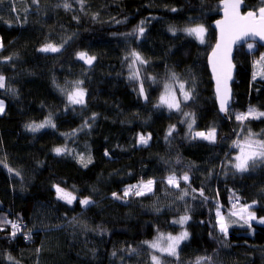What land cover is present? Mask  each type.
<instances>
[{
    "label": "trees",
    "instance_id": "1",
    "mask_svg": "<svg viewBox=\"0 0 264 264\" xmlns=\"http://www.w3.org/2000/svg\"><path fill=\"white\" fill-rule=\"evenodd\" d=\"M223 1L0 0V264H153V256L161 264H264V226L231 215L250 206L264 217V162L247 172L227 165L237 144L264 141V116H256L264 80L252 77L264 48L236 50L232 105L221 116L207 56ZM261 6L244 0V11ZM196 25L208 32L205 44L182 31ZM47 44L59 51H40ZM81 52L95 57L90 65ZM133 52L154 81L128 78ZM164 80L183 83L190 100L159 106ZM77 89L81 105L68 98ZM213 129L215 142L193 135ZM149 180L151 191L124 195ZM57 187L76 199H58ZM184 216L189 237L177 256L149 247L158 234H178L184 227L174 221Z\"/></svg>",
    "mask_w": 264,
    "mask_h": 264
},
{
    "label": "snow or ice",
    "instance_id": "2",
    "mask_svg": "<svg viewBox=\"0 0 264 264\" xmlns=\"http://www.w3.org/2000/svg\"><path fill=\"white\" fill-rule=\"evenodd\" d=\"M35 2V0H33ZM262 4H264V0H262ZM240 5L241 0H225V19L224 21H218L217 22V28L220 30V35L218 42L216 44L215 49L213 50L212 57L210 58L209 62L212 65V71L214 74V78L216 80V94L217 99L220 103V111L225 112L227 111V104L229 99V93L230 89L228 87V81L231 79V61L229 59L230 52H231V46L238 40H242L245 37H259L261 41H264V6L259 7L258 9V17L257 13L255 11H250L246 15H241L240 12ZM65 8H68L69 5L65 3ZM175 10V9H174ZM143 23V21H141ZM139 33L142 35L144 32V29L140 27L138 29ZM173 33L175 34V29H171ZM184 31L189 36H195L196 39L200 41V43L205 42V28L202 25H198L196 27H190L187 29H184ZM254 45L252 43L248 44V49L251 51L253 49ZM42 52H57L59 51V48L53 46L52 44H47L43 48L40 49ZM132 56L134 57L133 63L136 61H139V63L144 64L146 61L136 52L132 53ZM78 58L81 60H84L85 63L91 64L92 61L95 59V57H89L86 53L81 52L78 53ZM262 60H264V57H261ZM139 74H134L130 77V79H138ZM173 79H175V75H173ZM0 87H4V77L0 76ZM181 89V93L183 94L185 100L190 98V93L184 90V85H179ZM140 94L144 95V88L141 86L140 88ZM83 90L76 91L74 93L69 94V100L72 103H83ZM162 103H166L167 106L171 108H179V102L175 99V97L169 98V86L165 85V95L161 96ZM3 110V103L0 102V111ZM255 113V109L250 108L248 113L246 115H240L237 116L238 120H244L247 118V116L252 115ZM186 116H188V113H185ZM257 117L264 116V112L256 113ZM47 123H51L48 121ZM30 131H36L37 128L45 127L44 124L37 125V126H27ZM191 128V125H189ZM198 135L202 136L204 139L209 140L210 142H215V129L211 130L207 134L205 133H199ZM139 142L142 144L147 143V139L143 136L140 137ZM239 146V145H238ZM240 147V155L235 157L236 163L233 164V167L238 172H247L249 170V162L255 161L257 159H260L262 162H264V141H255V142H249L245 146H239ZM64 151V149L56 148L55 152L59 155ZM107 155V153H105ZM11 171V169H9ZM184 181H188V176L184 175L182 177ZM169 185L178 187L177 178L175 176H169L168 181ZM153 184L152 180L147 181V183L141 182L140 185H133L132 188L125 189L124 195L127 196L129 193L133 192V189H135L136 195H143L145 194V190L151 191V186ZM57 198L65 200L68 204H71L73 200L76 199L75 196H73L71 193L64 191L62 188L57 187ZM115 198L119 199V196H116V194H113ZM184 195H187L185 192ZM183 198V197H181ZM91 203L89 199H83L80 200V204L82 206H87ZM242 212L247 213V219L248 220H254L257 219V217L250 211V206L244 207L241 209ZM232 215H236V213H232ZM218 224L220 227V231L227 235V223L224 221L223 217H220L219 211L217 212ZM188 219L187 216L181 217L179 223L183 224ZM260 223H264V218H260ZM19 225L13 224L12 228L14 231L12 232V235H16V230L19 229ZM188 238L187 232H182L178 236H168L167 240V246L162 247L158 243L153 242L149 244V247L161 252L162 254H167L169 256H177V249L179 247V244L181 241L186 240ZM162 239V237H161ZM115 254V253H114ZM11 259V257H9ZM153 264H161V261L159 257L153 256L152 257ZM197 264H200V260H197Z\"/></svg>",
    "mask_w": 264,
    "mask_h": 264
},
{
    "label": "rangeland",
    "instance_id": "3",
    "mask_svg": "<svg viewBox=\"0 0 264 264\" xmlns=\"http://www.w3.org/2000/svg\"><path fill=\"white\" fill-rule=\"evenodd\" d=\"M196 26H198V25H196ZM196 26H190V27H196ZM140 27H143V24H140V26L138 27V29L140 28ZM190 27H187V28H190ZM187 28H184V29H187ZM205 28V27H204ZM138 29H137V34L138 35H140V33H139V31H138ZM184 29L182 30L184 33H186L185 31H184ZM206 30V29H205ZM187 34V33H186ZM207 34H208V32H207V30L205 31V42L204 43H200V41L198 40V39H196L195 38V36H191V37H193L198 43H200V44H205L206 43V36H207ZM188 35V34H187ZM44 53H52V52H44ZM262 57H264V55L262 56ZM133 61H134V57L131 55L129 58H128V60H127V65H126V74H127V76H128V78L130 79V77L131 76H133L134 74H139V78L138 79H130L132 82H136V83H142L143 81H148V82H152V81H154L155 80V78H153L152 76H147L145 73H144V67H145V64H141V63H139V61H136L135 63H133ZM260 62H257L256 64H255V66H254V70L252 71V77L253 78H255V79H257V78H261L262 80H264V60H262V59H260L259 60ZM83 62H84V60H83ZM160 84V90H161V92H160V96H159V98H158V104H159V106H161V107H165V108H167V109H169V110H177V108H169L168 106H167V104L166 103H162V101H161V96L162 95H165V85H168L169 86V98H171V97H175V99L179 102V107H180V105H181V103L182 102H187V101H189L190 100V98H191V93H190V91L189 90H187L186 89V86L183 84V83H180L179 81H177V80H175V81H167V80H164L163 82H161V83H159ZM180 84H183L184 85V90L185 91H187V92H189L190 93V98L189 99H187V100H185V98H184V96H183V94L181 93V89H180V87H179V85ZM79 90H81V89H77V90H75V91H73V93L74 92H76V91H79ZM0 102H2L3 103V110L2 111H0V113H2L4 110H5V104H4V102L0 99ZM71 102V101H70ZM83 102H84V95H83ZM71 104H73V105H81V104H83V103H72L71 102ZM193 125V124H192ZM199 133H205V132H203V131H197V132H194L193 133V135L196 137H202V136H200V135H198ZM205 134H207V133H205ZM239 144H237L236 146H235V149H236V152H235V154L234 155H232L231 157H230V160L226 163L227 165H229V166H231V167H233V164H235L236 163V160H235V157L236 156H238V155H240L241 153H240V147L239 146H241V145H239ZM259 161H261L260 159H257V160H255L254 161V163L255 162H259ZM253 161H250L249 162V165L252 163ZM234 168V167H233ZM91 204V203H90ZM87 206H89V205H87ZM87 206H84V207H87ZM233 213H236V215H234L236 218H238L240 221H242L243 223H245V224H248V223H254V224H257V225H260V226H264V223H260L259 222V220H260V218H257V219H254V220H248L247 219V213L246 212H242L241 211V209H239V210H237V211H235V212H233ZM232 215V214H231ZM220 217H223V216H220ZM224 218V217H223ZM261 218H264V217H261ZM180 219L181 218H179V219H177V220H175L174 221V223H175V225H177V226H180V227H184L178 234H176V235H171V234H169V235H165V234H158L154 239H153V241H150L151 243H153V242H156V243H158L160 246H162V247H166L167 246V243H168V240H167V237L168 236H178V235H180L182 232H187V230H185L186 228H185V223L187 222V220L183 223V224H181V223H179V221H180ZM218 219H219V217H218ZM224 221L227 223L228 222V220H226L225 218H224ZM220 228V227H219ZM188 233V232H187ZM161 237H162V239H161ZM188 237H189V234H188ZM187 241V239L186 240H183V241H181L180 242V244H179V247L184 243V242H186ZM178 247V248H179ZM155 250V249H154ZM178 250V249H177ZM155 251H157V250H155ZM158 253H160L161 255H163L161 252H159V251H157ZM167 255V254H166Z\"/></svg>",
    "mask_w": 264,
    "mask_h": 264
},
{
    "label": "water",
    "instance_id": "4",
    "mask_svg": "<svg viewBox=\"0 0 264 264\" xmlns=\"http://www.w3.org/2000/svg\"><path fill=\"white\" fill-rule=\"evenodd\" d=\"M224 5H225V0L221 3V10H220V18H218L216 21H214L211 25L212 29L215 31V35H216V38H215V43L213 44L208 56H207V67H208V71H209V74H210V77H211V82H212V85H213V92H214V95H215V100H216V105L218 107V110L221 114V116H226L228 110L230 109L231 105H232V100H233V92H232V85L234 83V80H235V74H236V66L234 64V55H235V52L238 48L242 47V46H245L246 44H249V43H253V44H256L258 46H260L261 48H264V41H261L259 39V37H245L244 39L242 40H238L237 42H235L234 44H232L231 46V52H230V56H229V59L231 61V79L228 81V87L230 89V93H229V99H228V104H227V111L225 112H221L220 111V103H219V100L217 99V94H216V80L214 78V74H213V71H212V65L210 64L209 60L210 58L212 57V54H213V50L215 49L216 47V44L218 42V39H219V35H220V30L219 28H217V22L218 21H224L225 19V8H224ZM250 11H253V10H248V11H244V0H241V5H240V12H241V15H246L248 12ZM257 13V17L259 15L258 13V9L255 11Z\"/></svg>",
    "mask_w": 264,
    "mask_h": 264
},
{
    "label": "bare ground",
    "instance_id": "5",
    "mask_svg": "<svg viewBox=\"0 0 264 264\" xmlns=\"http://www.w3.org/2000/svg\"><path fill=\"white\" fill-rule=\"evenodd\" d=\"M18 235L23 237L26 240L29 237V232L22 230V232H20V234Z\"/></svg>",
    "mask_w": 264,
    "mask_h": 264
}]
</instances>
